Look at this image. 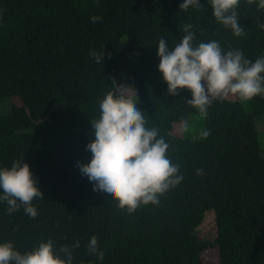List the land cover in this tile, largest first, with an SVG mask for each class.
<instances>
[{"label": "trees", "instance_id": "obj_1", "mask_svg": "<svg viewBox=\"0 0 264 264\" xmlns=\"http://www.w3.org/2000/svg\"><path fill=\"white\" fill-rule=\"evenodd\" d=\"M181 3L0 0V100L20 102L0 111V169L24 159L44 197L32 201L35 218L23 206L6 214L8 205L0 201V243L11 241L23 253L48 239L55 249L79 241L73 264H202L210 243L195 230L211 209L218 264H264V152L257 131L264 96L249 100L248 110L238 99H216L203 117L206 138L176 136L173 124L199 112L185 102L190 91L167 93L156 55L160 39L171 50L191 24L194 45L216 40L224 52L240 50L254 62L264 56V9L240 0L236 11L245 34L235 36L212 16L208 0L187 10ZM92 16L101 19L93 23ZM90 51H104L103 63ZM113 80L132 88L146 126L158 129L183 176L158 205L132 213L93 191L77 166L91 159L90 120L98 118ZM92 236L102 260L87 251Z\"/></svg>", "mask_w": 264, "mask_h": 264}, {"label": "clouds", "instance_id": "obj_2", "mask_svg": "<svg viewBox=\"0 0 264 264\" xmlns=\"http://www.w3.org/2000/svg\"><path fill=\"white\" fill-rule=\"evenodd\" d=\"M247 2L264 9V0ZM208 3L218 23L230 28L235 36L245 34L236 11L240 0H208ZM190 6L201 7L199 0H183L179 8L187 10ZM100 19L91 17L93 23ZM192 27L184 25L185 34L173 49H169L164 39L156 47L158 71L169 95L176 96L182 89L190 91L191 99L185 102L198 110L201 117L207 116L208 107L216 99L235 96L249 101L264 96V56L252 62L240 50L224 52L216 40L194 45ZM260 27L264 28V24ZM89 55L97 63H103L104 51L99 55L90 51ZM90 125L95 138L86 145V150L91 152V159L88 163L77 162V166L81 175L93 183V191L106 193L119 209L132 213L141 205H158L159 197L183 180L178 175L179 165L173 164L167 155L168 143L159 136L157 128L146 126L145 113L137 107V97L130 86L116 85L113 80L112 90L99 102L98 118L91 119ZM184 127L187 129V121ZM201 135L206 138L209 132L202 131ZM202 174L203 169H198L197 175ZM0 190L3 192L0 201L8 205L6 214L23 206L30 218L37 216L32 201L44 197L24 159L0 169ZM79 246L76 241L71 247L55 249L48 239L21 253L11 241L3 242L0 264H73L72 250ZM86 248L90 255L103 259L95 236Z\"/></svg>", "mask_w": 264, "mask_h": 264}, {"label": "rangeland", "instance_id": "obj_3", "mask_svg": "<svg viewBox=\"0 0 264 264\" xmlns=\"http://www.w3.org/2000/svg\"><path fill=\"white\" fill-rule=\"evenodd\" d=\"M226 98V97H225ZM230 99H238L235 96H228ZM239 100V99H238ZM241 101V100H240ZM19 105L20 102L16 98L3 99L0 100V108L3 106L4 109L0 111H7L10 103ZM245 110L249 109L248 101H241ZM188 119L187 129L184 127L183 123L173 124L172 133L176 136H182L189 139H201L202 131H204V118L200 114L191 115ZM257 131H258V141L260 149L264 152V117L257 119ZM197 232V237L201 241H207L210 245L200 254L202 264H218L216 246H213L214 239L216 237V226L214 221L213 210H206L203 213V219L200 225L195 230Z\"/></svg>", "mask_w": 264, "mask_h": 264}]
</instances>
